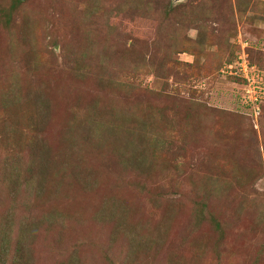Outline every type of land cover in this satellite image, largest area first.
<instances>
[{"label":"rangeland","instance_id":"374dc122","mask_svg":"<svg viewBox=\"0 0 264 264\" xmlns=\"http://www.w3.org/2000/svg\"><path fill=\"white\" fill-rule=\"evenodd\" d=\"M0 264H264V0H0Z\"/></svg>","mask_w":264,"mask_h":264}]
</instances>
